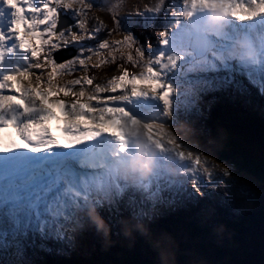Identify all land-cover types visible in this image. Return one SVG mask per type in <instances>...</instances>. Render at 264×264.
Wrapping results in <instances>:
<instances>
[{
    "label": "snow or ice",
    "instance_id": "1",
    "mask_svg": "<svg viewBox=\"0 0 264 264\" xmlns=\"http://www.w3.org/2000/svg\"><path fill=\"white\" fill-rule=\"evenodd\" d=\"M73 3L74 0H0V7L11 10L7 27L0 31V65L17 54L27 65V68L17 65L16 70L9 72L0 67V254L12 250L11 255L15 257L10 262L0 256V264H31L25 256L37 237L62 242L71 248L75 238L88 231L84 230L88 221L82 215L87 202L100 215L119 214L121 204L135 215L141 212L136 207L137 193H148L147 198L154 200L161 192V182L171 184L159 176L132 185L120 180L108 171L97 141L105 135L122 139L104 125L112 119L110 110L118 118L127 116L122 108H112V97L123 89L125 82L149 85L144 91L134 88L133 97L149 91L154 96L172 94L173 89L161 82L157 67L174 68L177 58H166L161 53L139 73L130 75L127 70L122 71L109 79L107 92L98 89L107 96L86 95V86L93 84L87 76L74 79L66 87L58 85L56 81L62 75L86 72V63L93 55L97 57V64H88V67L106 63L102 54L111 57L114 52L131 49L135 39L122 33L120 41L109 44L107 29L93 23L87 25L85 35L95 43L78 40L85 24L80 18L83 13L72 7ZM197 3L221 7L241 24L264 16V0H249L252 7L243 0L227 3L195 0L192 7ZM181 14L190 17L192 11L183 4ZM112 19L117 26L115 14ZM165 43L161 39L162 47ZM69 50L65 58H56L57 53ZM142 54L137 48L136 56ZM126 59L134 60L131 52ZM217 64L228 63L222 64L209 52L202 60L200 71L215 70ZM133 66H140L136 57ZM163 102L166 108L170 106L169 99ZM53 109L59 110L62 131L73 137L63 144H58L45 127L54 116ZM89 123L100 127H82ZM104 128L106 133L102 132ZM81 141L87 143L81 146ZM38 153L46 154L39 164L34 163ZM51 156L56 157L55 162L47 160ZM196 184L194 180L193 190L198 191Z\"/></svg>",
    "mask_w": 264,
    "mask_h": 264
},
{
    "label": "rangeland",
    "instance_id": "2",
    "mask_svg": "<svg viewBox=\"0 0 264 264\" xmlns=\"http://www.w3.org/2000/svg\"><path fill=\"white\" fill-rule=\"evenodd\" d=\"M194 2L195 0H74V3L72 4V7L78 8L81 13H83L80 17L81 21L85 24V27L82 29L80 35L83 36V39L80 37H77V39L83 41L85 44L95 43V41H88L86 38L85 33L87 31V25L95 23L101 28L108 30L107 23L103 19V14H106L107 12L111 13L112 16L115 14L118 22L117 26L115 25L114 31H108L110 33V36L108 37L109 44H111L113 41H120L122 39V35L127 34L135 38L133 47L131 49L136 50L137 45L135 41L136 39H139L141 35H135L131 28L139 19L144 27L149 28L151 31H154V33L159 32V34L156 35L154 46H151L150 49L142 50V52L146 53L148 56H146V54L142 56V54L136 57L138 64L140 65L138 66L137 73L141 72L143 67L151 64L155 57L161 53L166 58L170 56L175 57V55L179 57H176L177 60L175 68L157 67V71L160 73L161 82L173 89L170 97L167 95V93H165L163 96H154L151 91H149L146 95L135 96L141 99L140 102L144 97L152 98L154 96L160 100V102H163L164 99L167 98L170 101V106L166 108L165 104L163 103L164 112L161 119L146 124L139 122L136 126L137 129L132 127L131 130L137 132L139 131L141 133H149L150 135L155 136L157 139L162 137V139L168 143L167 155L170 156V159H172V157L178 159V155L173 153V149H176L178 153L182 152L185 154L184 157L188 159L183 160L189 164V167L194 168L196 172H189L190 170L178 167L174 164L172 167L167 169L166 172L168 178L167 181L171 184H167L165 182L163 187H161L160 194L155 197L154 200L147 198L148 193L136 194L138 200L136 205H142V208H139L141 212L135 215H132L130 210L125 208L123 204H121V211L119 214L115 212L109 214L106 212L100 215L91 202L85 205L84 211L82 213L87 221L89 219L90 213H97V216L101 217L102 219L109 218L111 220L117 221L127 220L129 221V225L133 223V218L141 219V221H143L147 217V220L155 218L156 221H159L161 223V228L153 227L152 229L144 230L145 237L149 236L148 241L152 239V242L154 243L153 247L150 248L147 244H144V246H141L142 248L140 250L138 249L139 251H137L135 246L128 245V248L130 249H126V259L127 261H133V264H152V260L147 258V252H154L158 244L163 243L160 238H166L163 240L165 242V246L163 248L165 252L162 253L163 259H172V256H175V258L188 256L191 257V259H183L182 264H208L210 263L209 260H215L217 255H220L222 250L229 246V237L222 235L219 237L195 238L191 240L189 239V235L183 232V224H180L181 233L178 232V226L171 227V231H167L166 237H162L160 232L163 230V225L165 224V221L163 220L169 215H174L181 221H183V219L189 220L194 227L199 228L201 220L204 221L205 219L213 216V210H216V207L214 206L216 205L215 203L213 207H209L208 210L205 207H200V203L198 201L202 199V197H206L212 202L219 200L216 202L217 205L226 202L229 204V207L232 206L230 208V217L231 219H236L239 221L243 215L250 214L252 210H255L257 207L259 208L260 205L258 203L264 200L263 191L258 188V183L255 182L250 176L241 174L238 170L234 169L230 165L220 163L218 160L211 158V156L206 153V150L201 148L200 144H198V141L195 143L194 141H186L182 139L184 138L182 137L184 136L183 132L187 134L190 132V129H197L198 134L204 135L205 138L212 142L211 131H213L212 128L215 121H213L212 118H203L201 115V108L206 101L205 97L210 91L209 88H212L210 83L211 81L217 82L216 89H218V91L223 90L225 89V86H228L230 89L232 88V90H236L240 93L238 96L234 94L229 104H226L223 108L220 106L221 103H212L214 106L221 107L223 111L222 116H224L225 120L224 125L230 126L234 124L235 121L237 123L240 117H243L245 121H249L251 119L249 116L256 117L260 120L264 119V107L262 102L257 100H253L252 102L249 97L247 98V96H251L253 89H256L259 96H262L264 88V85H262L264 82V65L259 68V71H255V73L252 72V74L255 75L254 77L250 76L251 73L248 75V71L246 72L245 69H242V67H246L245 62L242 59H239V55L237 56L236 54L234 55L232 53L234 45H232L231 49H229L226 45L227 43L225 44L224 41L227 39L226 34L224 38L219 36L220 38L214 43L215 46H218L215 48V50L219 51L216 53L212 51L210 52L214 53L217 60L221 61L222 64L224 62L223 60H220L218 54L222 51L227 52L230 54V57L227 60L228 64H217L216 70L207 69L205 71H200L202 60L204 56L209 53V47H207L203 53L194 55L193 52L198 50L196 44L190 42V45L195 46L193 50H190L189 45L181 40L179 36L180 32H188L190 30V28L187 27V20L190 17H186L181 14L183 11V4L188 5L189 10L192 11V4ZM159 5L161 6L156 9ZM10 11V9H8V11H3V13L6 12L4 14L7 15V18ZM159 13L164 14L159 25H165L162 29L163 31L161 30V32L159 31V27L153 29L149 27L150 22L154 23L158 20ZM173 13H175V15ZM6 20L4 21L5 27H7ZM232 23V26H234L233 21L231 24ZM161 39L166 41L163 47L160 45ZM177 41H179V44L177 43L178 48L174 49L173 52L170 51L174 48L173 45V47L168 50L169 47H171L170 44L176 43ZM69 42H71V38H69ZM134 45L136 46L134 47ZM128 51L129 49L125 48L123 52H114L111 57H105L102 54L101 58L105 59L106 61H114V57H118L119 61H122L123 59L127 60L126 57L128 55ZM69 54L70 50L69 52H60L57 53L56 58L60 60ZM123 54H125L126 57L122 56ZM88 64L96 65L97 57L93 55L91 60L86 63V72L83 70L76 71L78 72V76L73 79L70 78L71 75H62L59 80L56 81V83L60 86L66 87L69 86L71 81L74 79L83 76L90 78L89 75L92 72L94 75H99V77H96L99 79H96V81L92 79L93 84L91 86H86V95L93 97L99 95H108L107 93H101L98 91V89L103 92H107V82L109 79H104V75L101 74L100 70L99 73H95V67H88ZM182 67L184 68L181 69ZM231 67L235 68L236 70L237 68L240 69L236 80L233 78V74H231L233 73V69ZM96 68L100 69L98 66ZM222 70L225 71L222 73ZM258 76H261L262 80H260ZM68 79L69 81L64 83ZM194 80L197 84L192 83ZM128 84H130V86ZM141 84L142 83L138 81H133L131 83L125 82L124 87L128 88L129 94L131 95L134 88L144 91L149 87L147 84ZM249 85H251V87H249ZM119 86L120 85L117 84V87ZM118 94L119 93H117V95ZM124 103L129 105L128 101ZM207 104L208 103L206 101L205 105ZM160 106H162L161 103H158L157 100H155L154 107L160 111ZM119 108L123 109L121 106H119ZM150 113H153L152 110H150ZM210 114L213 113L211 112ZM113 118L116 119V117ZM216 126L218 127V125ZM214 134L215 133H213V135ZM249 136L250 135H248V137ZM172 146L174 147L173 149ZM177 177H179V179H176ZM194 180L197 181L196 188L198 191L193 190L192 182ZM132 184L135 183H129V185ZM191 210H197L199 213L193 217V214H190ZM144 211H147L145 215L143 214ZM134 223H136V221ZM167 227L170 226L166 225V228ZM217 231L222 233L223 229H218ZM75 241L76 238L74 242ZM35 243L41 244L40 247L42 249H47L49 247H56L58 249L61 248L62 252H57L52 256L50 255L51 264L65 263L64 261L67 260L65 255L67 253H77L78 250V247L75 244L69 248L62 242L41 240L39 237L36 238ZM216 247L222 248V250H218ZM11 251L12 250H9L8 253L10 260H7L3 257L2 258L10 262L14 261L15 257L11 255ZM30 252V257L32 255L31 258L34 260V264L38 263L40 257L38 254H41L39 247L38 250H33L31 247ZM4 255H7V253L0 254V256ZM236 257L237 258L233 260L232 264H241V260L244 257L242 258L240 254H237ZM28 260L31 261L30 258ZM166 262H168V259L165 261V264ZM219 263L220 261L218 260L212 264Z\"/></svg>",
    "mask_w": 264,
    "mask_h": 264
},
{
    "label": "trees",
    "instance_id": "3",
    "mask_svg": "<svg viewBox=\"0 0 264 264\" xmlns=\"http://www.w3.org/2000/svg\"><path fill=\"white\" fill-rule=\"evenodd\" d=\"M104 21L107 23L108 28L114 30L115 24L113 23L112 14L107 12L103 14ZM160 32L163 29L162 26ZM156 28V24L151 27ZM132 31L136 34H140L141 37L136 40V48L148 49L149 46H154L156 35L159 32L154 33L149 28L142 25L141 21H136L132 27ZM131 55L135 58L136 50L131 51ZM135 60L128 61L122 60L117 62H110L108 65L103 66V70L100 72L104 76L117 75L122 69H129L135 71L138 66H133ZM252 99L260 101V96L257 92H253ZM225 102H228L224 100ZM222 103V102H221ZM223 108V107H222ZM214 113L208 118H212L213 131H211V141L205 138L204 135L190 131L184 133L182 137L186 141H198L202 149L206 150V153L214 160L223 164H228L234 169L238 170L241 174L250 176L255 182L258 183L259 189L264 193V120L258 118L250 119L249 121H236L232 125H224V116L221 107H213ZM213 133H215L213 135ZM248 135H250L248 137ZM259 208L252 210L250 214L243 215L237 221L231 219L230 208L226 202L216 207L214 210L215 215L205 219L200 224V227H194L187 219L183 221L175 218V216H169L164 219V223L170 227L166 228L163 225V230L160 232L162 237H166L167 231H171V227H179L183 224L185 233L189 235V239L205 238V237H219L226 235L230 238L229 246L222 250V248L216 247L218 250H222L220 255L209 260L212 264L215 261H220L219 264H232L236 255L242 256L241 264H264V200L260 202ZM201 206L206 208L212 206L207 200L201 201ZM207 208V209H208ZM200 211V209H199ZM211 211V210H210ZM198 211H194L192 214L196 216ZM151 226L161 228L159 221L152 222L149 220H143L144 230ZM218 229H223V232H218ZM144 230L139 227H132L131 234L125 236L128 232V228L124 225H120L117 228L116 234L114 230L107 228L106 226H100L98 220H94L89 225V230L80 235V243L82 244L83 251L77 253L74 257H69L67 264H133V261H127L126 249L129 250L128 245H133L139 251L144 244H147L150 248L154 243L152 239L148 241V237H145ZM184 231V230H183ZM143 232V234H142ZM166 238H160L163 243H159L154 252L148 251L147 258L152 260V264H165V261L170 262L175 260L176 264H182L183 259H191V257L184 256L172 259H163V249ZM142 246V247H141ZM139 249V250H138ZM142 252V250H141ZM140 252V253H141ZM155 256V258H154ZM156 260V261H155ZM158 260V261H157ZM185 260V261H186ZM184 261V262H185ZM151 262V261H150ZM190 263V262H188ZM151 264V263H150Z\"/></svg>",
    "mask_w": 264,
    "mask_h": 264
},
{
    "label": "bare ground",
    "instance_id": "4",
    "mask_svg": "<svg viewBox=\"0 0 264 264\" xmlns=\"http://www.w3.org/2000/svg\"><path fill=\"white\" fill-rule=\"evenodd\" d=\"M228 0H210V3H227ZM243 3H245L246 5H248V7H252V5L249 3V0H243ZM217 9H220L223 11V13L225 14V16L229 17V20L227 21L226 24H228V22L233 21L235 24L239 27L242 26H251L252 22L256 21L257 18L253 19L250 22H244V23H238L232 16L228 15L225 10L221 7H211V6H203L199 3H197V6L195 8H193L192 10V15L190 16V18L187 20L188 22V28H190V30L188 32H180V38L184 43H187L189 45V49L193 50L195 46L190 45V42H193V44H196V47L198 48L197 51H191L194 53V55L196 54H201L204 52V50L209 46L210 42H215L214 40H212L214 37L215 39L217 38V36H220L221 34L224 35L223 32V28L222 27H213L211 25V21H210V15L209 13L211 11H215ZM3 11H8V9H5L4 7H0V12L3 13ZM6 13V12H4ZM3 13V17H0L1 20V24H0V29L2 28H6L4 25V21L7 19V15H5ZM191 21V23H190ZM4 23V24H3ZM2 31V30H0ZM221 35V36H222ZM81 39H83V36H79ZM245 38L247 39L248 42V47L251 50V54L248 57H245L243 54H240V56L243 57V61L246 64V67L248 68H254V69H258V67L260 66V64L264 65V53H261L259 51V47L264 50V33L263 32H259V30L255 29L253 31V33H249L245 36ZM230 40H225V43H227V47L231 48L232 44H230ZM177 43H171L168 50H170L173 45L174 48L170 51H174V49H177ZM253 45L256 47L255 51L253 48ZM220 60H223V62L227 61V56L226 54L224 55L223 52H220L219 54ZM258 55L257 58H255ZM176 56V55H175ZM177 57V56H176ZM199 59V58H198ZM200 60V59H199ZM257 61H259L258 65L253 66V64L257 63ZM17 65L21 68H27V65L24 63V61L20 58V55L17 54L15 57H9V61L6 60L3 65H0V67H2V70L4 72L6 71H14L16 70ZM185 67V66H184ZM184 67H182L181 69H183ZM175 68V67H174ZM232 68V67H231ZM178 69V68H177ZM233 69V76L237 75V71L235 68ZM225 70H222V73ZM127 84V83H126ZM130 86V84H128ZM107 96V95H106ZM126 97V98H124ZM145 99V97L142 99V101L140 102V98L139 97H133L132 95L129 94L128 88L127 87H123L122 91L119 92L118 95L112 97L113 103H112V108H119V106L124 107L126 104L124 102H129V113H127V116L125 117V120H123L122 126H125L127 128V130L131 131L132 126H130L127 123V119L130 118L131 120H133L134 118V128L137 129L136 125H138V120L140 119L141 121H143L144 123H149L152 119H156L157 117H155L154 115L150 114V110H152V112H155L157 116H161V113L164 110V104L163 102L157 100L158 103H161L162 106H160V111L159 109H156L154 107V101L155 99L152 97L151 99H148V103L146 104V106L142 105L143 104V100ZM140 103V104H139ZM54 112V116L53 118H51V122L54 123V125H61L63 126V122H62V118L60 117V113L59 110L57 109H53ZM112 119L109 120L104 127H111L114 131L117 128L118 123H117V119H119L117 117V115L113 114L112 111H109L108 113ZM130 114V115H129ZM113 117H116V119H114ZM122 118V117H121ZM22 119V117H21ZM45 127H47L45 125ZM82 127H100L99 125L96 124H87L84 125L82 124ZM107 131V128H104L102 130V132ZM137 132L135 131L134 134H136ZM143 137V140L145 141V143L149 144V147L154 148L157 151V159L154 161V164H152V172H154L153 174L151 173L150 176H148L146 178V181L152 179L153 177L159 176L162 180L167 181V169H169L170 167H172L174 164L178 165V166H189V164L187 162H185L183 159H187L185 158V154H183L182 152H179V157L178 159H176L175 157H172V159H170V156L167 155L168 153V143L162 139V137H160L159 139H157L155 136L150 135L149 133H140ZM160 142V145H157V143ZM171 148V147H170ZM174 147L172 146V149ZM185 162V163H184ZM192 167H189V169H191ZM111 174H114L117 178H119L118 175H116L115 173L111 171H109ZM140 181H143L141 179H139ZM165 184V182H161V187H163V185Z\"/></svg>",
    "mask_w": 264,
    "mask_h": 264
},
{
    "label": "clouds",
    "instance_id": "5",
    "mask_svg": "<svg viewBox=\"0 0 264 264\" xmlns=\"http://www.w3.org/2000/svg\"><path fill=\"white\" fill-rule=\"evenodd\" d=\"M209 15H210L211 25L213 27H223L229 20V17L225 16L223 11L220 9L211 11ZM233 52L235 54H243L245 57H248L251 54V50L248 47V42L245 37H241L236 40L234 44ZM136 136L137 139L135 140L133 146L137 152V157L135 160L131 161L128 166L127 169L128 177L130 179H134V178L146 179L148 176L151 175L152 172L151 149H148L150 155L149 158L146 159L144 153L147 145L143 140L142 135L139 132L136 133ZM90 218H92L91 213H90ZM120 223L123 225H128L129 221L122 220L120 221ZM127 234L128 235L131 234V229H128ZM166 264H176V261L173 259L170 262H166Z\"/></svg>",
    "mask_w": 264,
    "mask_h": 264
}]
</instances>
